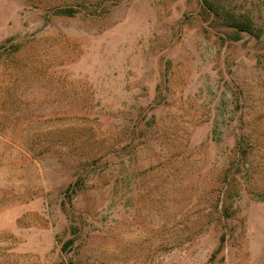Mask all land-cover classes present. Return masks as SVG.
<instances>
[{"label":"rangeland","instance_id":"rangeland-1","mask_svg":"<svg viewBox=\"0 0 264 264\" xmlns=\"http://www.w3.org/2000/svg\"><path fill=\"white\" fill-rule=\"evenodd\" d=\"M212 2L0 0V264H264V0Z\"/></svg>","mask_w":264,"mask_h":264},{"label":"trees","instance_id":"trees-1","mask_svg":"<svg viewBox=\"0 0 264 264\" xmlns=\"http://www.w3.org/2000/svg\"><path fill=\"white\" fill-rule=\"evenodd\" d=\"M203 4L208 7L210 11H212L214 14H216L217 9L215 8L212 0H202ZM62 14H65L70 16L73 14V10L71 8L65 9V10H60ZM228 26L234 27L237 30L240 31H246L248 33L252 32L251 24L248 21H244L235 17L230 16L228 18Z\"/></svg>","mask_w":264,"mask_h":264}]
</instances>
